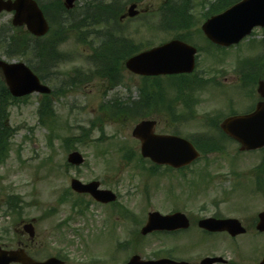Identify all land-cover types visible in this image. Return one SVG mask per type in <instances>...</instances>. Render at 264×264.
Segmentation results:
<instances>
[{
    "label": "rangeland",
    "instance_id": "obj_1",
    "mask_svg": "<svg viewBox=\"0 0 264 264\" xmlns=\"http://www.w3.org/2000/svg\"><path fill=\"white\" fill-rule=\"evenodd\" d=\"M90 1L79 0L82 5ZM162 1H141L139 8L148 20H143L142 15L115 24L108 20L107 26L101 24L94 29L102 34L128 37L131 49L148 48L177 34L189 37L190 42L205 44L200 26L211 14L209 4L214 0L187 2L191 25L171 31L157 29L165 21L158 14L153 15L156 12H144L146 6L156 11ZM116 3L117 10H122L129 0H116ZM74 15L79 18L80 10L77 9ZM12 17L11 12L0 13V26L10 25ZM111 26L116 28L112 31ZM254 31V35L238 45L223 50L221 69L224 68L225 73L219 78L222 83L209 82L205 87H199L196 82L194 85L187 81L181 83L177 78L144 79L122 67L121 62L114 64L120 66L114 83L88 75L72 87L69 73L78 67L87 73L94 69L90 64L100 63L101 58L96 55L87 60V54L93 50L86 43L80 45L75 37H69L57 47L60 57L68 58L49 65L50 74H45L46 83L54 94L50 98L51 113L44 121H39L41 94L32 93L7 103L10 136L0 155V203L11 195H20L29 206L27 217L47 211L53 205L58 207L56 216L42 221L45 229L42 237L47 241L44 249L46 254L62 253L68 264H124L133 254L147 259L158 258L166 256L169 250H173L176 258L190 264H199L207 255L224 256L228 262L223 264H253L258 243L257 249L261 250L258 255L264 252V237L255 235L251 224L257 211L264 207V194H253L251 189L253 166L262 151H239L234 141H224L223 148L216 139L210 138L209 142H216V149L205 154L201 152L200 158L188 168L179 171L159 167L151 172V161H141L140 142L131 134L135 123L144 115L129 117L109 111L113 100L128 106L133 100H141L143 91H150L160 97L146 117L157 120V132H176L193 141L201 134L217 135L212 119L218 123L230 113L229 97L235 99L234 110L237 112L251 108L259 99L256 77L259 74L264 77V57L251 75L252 82L256 79L251 85L234 87L232 83L239 81L231 75L244 59L249 60L264 51V29L257 27ZM77 39L84 40L78 35ZM95 44L98 47L100 42ZM203 56L206 57L202 58L203 64L215 63L218 67L216 57ZM0 57L11 60L3 48H0ZM223 88L228 94L221 92ZM167 109L172 110L167 112ZM72 136L75 137L66 143ZM68 143L85 157L82 165L68 163L67 156L71 151L66 146ZM73 177L84 182L101 181L103 187L118 194V204L129 209L130 215L124 217L116 212L114 205L99 203L88 194L77 195V202H81L85 212L76 211L73 201L76 195L70 189ZM66 189L72 191L68 196L64 194ZM65 196L73 199L68 201ZM42 203H46L43 208ZM156 210L162 213L183 211L191 218L192 225L174 235L153 232L139 238L148 213ZM215 213L239 218L249 231L233 241L226 233L204 236L194 219ZM58 219L68 222L61 229H55ZM7 220L0 218V228ZM132 238L138 240L136 248L130 244L116 251L118 242L125 243ZM8 239L10 242L12 238Z\"/></svg>",
    "mask_w": 264,
    "mask_h": 264
},
{
    "label": "water",
    "instance_id": "obj_2",
    "mask_svg": "<svg viewBox=\"0 0 264 264\" xmlns=\"http://www.w3.org/2000/svg\"><path fill=\"white\" fill-rule=\"evenodd\" d=\"M72 6L73 0H67ZM136 5L129 8V15L138 13ZM14 11L12 22L15 26L26 25L28 30L37 36H43L48 31V24L42 9L36 0H0V12ZM264 27V0H241L225 11L211 16L203 24L206 35L221 45L238 43L251 33L255 26ZM196 49L180 40H171L149 50L131 56L126 61V67L137 74H162L176 72H190L194 68ZM0 71L4 76L10 93L16 97L32 92L48 93L51 89L41 82L37 74L22 61H6L0 59ZM259 94L264 97V81H260ZM155 120H142L133 129V135L141 140L143 156L150 157L159 164H169L181 167L191 163L199 156L195 146L187 139L171 134H156ZM222 129L241 143V150L255 149L264 146V100L258 102L254 111L230 116L221 123ZM68 161L79 165L84 158L77 150L68 155ZM99 181L83 183L77 178L71 180V187L78 192H89L101 202L107 203L116 200V194L109 189H100ZM258 227L264 230V211L260 214ZM199 225L209 230L227 229L233 235L245 232L238 219L204 218ZM189 219L184 213L162 215L158 211L150 212L142 233L147 234L157 229L187 228ZM32 224L26 225L29 229ZM34 235V232H31ZM0 254V259L7 263L11 259L21 260L24 264H58L56 258H49L45 262H30L22 250ZM223 260L222 257H206L201 264H211ZM32 261V260H31ZM176 261L168 258L144 260L139 255H133L126 264H170ZM1 264H4L3 262ZM179 264H186L179 262ZM260 264H264L262 261Z\"/></svg>",
    "mask_w": 264,
    "mask_h": 264
},
{
    "label": "trees",
    "instance_id": "obj_3",
    "mask_svg": "<svg viewBox=\"0 0 264 264\" xmlns=\"http://www.w3.org/2000/svg\"><path fill=\"white\" fill-rule=\"evenodd\" d=\"M108 0H97V3L95 5V13L98 11V13L95 15L93 11L87 10L83 16L82 20L77 22V34H82L79 36V38H82L86 33L83 31L84 28L94 26V25H108V20L110 21H118L117 16L115 14V10L109 8L106 6ZM116 1V0H114ZM236 0H217L216 3L210 4L211 9L210 12H218L226 8L227 6L234 3ZM188 0L181 1L179 3H176L172 0H164L160 6L159 11L162 13V19H164L165 22L162 23V26L165 29H169L170 26H178V27H188L191 25L190 20L187 16V5L186 3ZM103 10V13H105V16H100L101 12ZM174 11L178 14H174ZM119 23V22H117ZM115 24V23H113ZM100 32V31H98ZM101 35L100 33H98ZM105 38L101 39V44L98 47V50L96 51V54L101 58V62L98 64H94V69H90L87 73H84V69L82 67H78L76 70H74V73H77V75L70 74V84L71 86L77 85L80 81H83L86 76H97L99 78H105L109 84H112L116 81V76L118 69L120 66L114 65L109 63L108 59H112V55L110 53L113 52V49L116 46H125L122 41H112V39H109V35L104 34ZM179 35V34H178ZM177 36V35H176ZM100 37V36H99ZM181 38H186L185 35H180ZM84 41V40H83ZM0 48H3L4 54L7 55V57L14 59L19 58L25 60L30 67H32L41 77V79H46V75H49L50 72L48 71V54L52 51V46H48V44L45 42V40L41 37H34L30 35L26 30L23 28H15L12 25L7 24L6 26H0ZM50 51H49V50ZM128 54L134 52L136 49H131V47H128ZM109 53V54H108ZM264 57V55H263ZM125 56L122 57L124 59ZM54 62H51V65ZM122 67L124 64L121 65ZM46 74V75H45ZM87 74V75H86ZM79 77V79H78ZM88 78V77H87ZM51 97L48 95H44L40 100L39 105V119L40 122L44 121V117L46 115H49L51 113ZM161 99H164L161 97ZM10 100H17V98L12 97L10 94L7 86L5 85L2 77L0 76V155L3 154L5 151L4 148L7 144V137L10 136L8 133V112H7V103ZM157 100H160V97L155 94L151 93L150 91H143L141 100H133L131 102V105H123L122 103H117L116 100H113L112 108L110 109L109 113L111 114H120V115H128L129 117L132 115L139 116L140 114H143L144 116H147L150 114L152 109H154V104ZM169 107L171 105L169 104ZM104 108V105H103ZM172 109H167V112ZM145 111H147L145 113ZM223 133V132H222ZM224 134V133H223ZM224 136H226L224 134ZM75 136L68 137L66 139V143L73 139ZM213 139H217V137H214ZM210 140L199 142V140H196L194 143L196 146L203 152L206 153L210 150L216 149L215 143L216 142H209ZM209 142V143H208ZM69 149L74 148V146L69 145V143L66 145ZM220 146V145H219ZM221 147V146H220ZM70 192H67V194ZM66 199H71L70 197H66ZM74 202H77V199L73 200ZM140 237V236H139ZM138 241H134V248L137 247Z\"/></svg>",
    "mask_w": 264,
    "mask_h": 264
},
{
    "label": "flooded vegetation",
    "instance_id": "obj_4",
    "mask_svg": "<svg viewBox=\"0 0 264 264\" xmlns=\"http://www.w3.org/2000/svg\"><path fill=\"white\" fill-rule=\"evenodd\" d=\"M67 0H46L43 2L44 5V11H45V16L46 19L49 23V31L45 35V41L47 44H54L55 49L62 45L63 43L66 42L69 37H75L77 40V34L75 33L77 31V15H74V13L77 11V5L78 8H82V3L79 2V0H73L72 7L68 6ZM133 3L129 1L127 7H124L122 10L119 11V20L121 21H128L133 18L129 17H123V15H126L128 11L129 5ZM141 2H138V7H140ZM91 6V5H90ZM138 17V16H137ZM135 18V17H134ZM74 25V28L70 25ZM76 26V27H75ZM95 27L90 28V41L91 45H93L97 40V34H96V29ZM157 29H160L159 27ZM75 31V32H74ZM93 34V37L91 35ZM113 37V36H112ZM124 39L128 40V37H124ZM217 49L209 48H202L200 45H197V60H196V68L193 73L187 74L185 76V80L190 83H199V87H205L207 83L209 82H217V83H222L219 78L224 77L225 69H221V62L223 61V47H216ZM203 50L202 54L203 55H208L216 57V61H218V67L214 63L211 65L210 63H202V58H206L204 56L200 57L201 51ZM65 59V58H63ZM209 59H205L204 61H207ZM211 61V60H210ZM261 60H250V64L246 67H242V62H240L239 67L233 69V73L231 74L236 81H239V83L233 82L232 85L234 87H247L251 85L252 79L251 75L252 73L248 74L247 76L243 73L244 71H252V70H257L258 65L262 64L260 63ZM246 76V79L244 80L243 78ZM178 80H182L183 77L181 75L175 76ZM206 77V79H205ZM256 80V79H255ZM252 83H254V81ZM243 81V83H241ZM260 81V78L257 79V84ZM188 83V84H190ZM224 85V84H223ZM192 87V86H191ZM194 89V88H193ZM257 89V87H256ZM192 90V88H191ZM221 92L226 93V88L221 89ZM228 103H229V108L230 110H234V103L235 99L233 97L228 98ZM236 112L234 111L233 113H229L228 115L235 114ZM215 119H212L213 122ZM257 162L255 163L253 167V172L251 174L252 176V187L255 190V192H259L264 194V154H260L257 156ZM46 203L40 204L41 208ZM29 209V206L27 203L23 202H17V203H10V202H3L0 203V218H7L8 220L6 223H4L1 228H0V240L2 241V244L0 246L4 249L10 250V249H17L21 248L24 249L26 254L32 257L33 259L36 260H45L51 256H56L58 259L62 261V264H68L69 261L66 258L65 255L62 253H58L57 255L53 254H46V247H47V241L42 237L43 233L45 232V229L42 228V221L43 219H47L49 216H56L59 212L55 211L52 212L53 210L52 207H49V210L47 211H42L38 215H32L30 217H27L29 213L26 211ZM259 212L254 215L252 219V224L255 228L254 232L255 235L258 236H263L264 237V232H260L256 229V224L259 220L258 218ZM215 216L217 217H224L225 215H220L216 214ZM257 217V218H256ZM200 217H197L199 220ZM33 223V227H30L29 229L26 228L27 223ZM63 221L61 219H58L57 222L54 224V228L58 229L60 224ZM203 230V229H202ZM204 231V230H203ZM31 232H34V236H31ZM218 233H223L227 234V232H218ZM11 241L9 242L8 238ZM8 239V240H7ZM259 246V244L257 245ZM255 250V258H254V263L253 264H258L261 259L264 257V252L260 255H258V252L261 251L259 249ZM45 247V249H44ZM43 251V252H42ZM42 253H45L42 255ZM11 264H22L21 262L13 261Z\"/></svg>",
    "mask_w": 264,
    "mask_h": 264
}]
</instances>
